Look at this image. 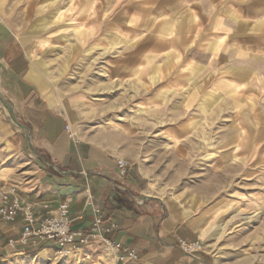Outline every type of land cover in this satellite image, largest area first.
<instances>
[{
    "label": "rangeland",
    "instance_id": "rangeland-1",
    "mask_svg": "<svg viewBox=\"0 0 264 264\" xmlns=\"http://www.w3.org/2000/svg\"><path fill=\"white\" fill-rule=\"evenodd\" d=\"M50 1L0 0L50 95L79 97L83 135L114 129L131 139L154 192L191 216L202 232V251L215 264H264V88L236 84L227 93V86L218 84L217 91L213 83L216 76L219 83L226 79L228 60L240 54L220 51L211 68L210 51L203 49L217 37L209 39L198 13L187 14L193 49L180 51L172 43L179 36L169 34L173 23L162 11L152 16L147 0L133 4L134 11L131 0H66L57 8L70 18L60 24L56 6L41 12ZM127 59L128 73L120 62ZM3 79L0 71V109L29 140ZM68 249L74 254L62 256L52 244L1 251L0 264H114L99 241Z\"/></svg>",
    "mask_w": 264,
    "mask_h": 264
},
{
    "label": "crops",
    "instance_id": "crops-1",
    "mask_svg": "<svg viewBox=\"0 0 264 264\" xmlns=\"http://www.w3.org/2000/svg\"><path fill=\"white\" fill-rule=\"evenodd\" d=\"M65 2L50 1L41 12L56 6L55 21L63 23L70 17L57 7ZM122 2L114 0L115 4ZM135 3L141 2L131 0V9L125 10L134 11ZM147 4L153 6L152 16L162 11L169 24L173 23L169 34L179 36L172 43L179 44L180 51L193 49L188 44L192 43V36L186 31L187 14L194 12V18L200 14L202 30H209V39L217 37L215 43L207 42L203 49L210 51L211 60L214 57V61L210 60L211 68L217 65L220 51L240 54L237 59L228 60L224 81L219 83L218 76L214 77V89L218 91V84L225 85L229 93L236 90V84L252 83L264 88V0H147ZM122 13L124 10L116 19ZM166 26L162 27L167 29ZM47 28L44 25L42 29ZM60 30L69 29L61 26ZM84 32L79 27L82 38ZM120 62L128 73L132 67L130 59ZM37 67V63L32 67L25 44L0 9V71L4 84L15 93L18 114L23 117L31 139L17 131L0 109V189L16 186L41 218L49 216L60 203L68 202L73 231H89L99 209L105 224L118 226L105 236L135 248L144 264H215L211 253L187 255L181 250L177 238L194 243L202 241V232L195 222L188 221V213L182 215V211L167 205L154 192L149 169L132 151L131 139L114 129L83 135L78 124L81 104L75 102L79 97H52L46 88L47 80ZM67 125L76 139L69 137ZM118 158L132 164L125 177L119 172ZM43 204H48L50 210H44ZM23 226L21 220L0 224V252L10 255L22 250L18 245L10 247L8 242L19 239Z\"/></svg>",
    "mask_w": 264,
    "mask_h": 264
},
{
    "label": "built area",
    "instance_id": "built-area-1",
    "mask_svg": "<svg viewBox=\"0 0 264 264\" xmlns=\"http://www.w3.org/2000/svg\"><path fill=\"white\" fill-rule=\"evenodd\" d=\"M66 131L70 138L76 139L70 125L66 126ZM116 163L121 176L125 177L132 164L124 158L116 159ZM42 208L50 210L48 204H43ZM95 213L96 217L89 231H73L71 207L68 202L60 203L49 216L41 218L35 207L20 196L16 186L0 189V224L3 222L14 224L21 220L24 225L19 239L10 240L9 246L37 249L41 244H52L58 248L59 254L68 256L73 252L68 249L69 246H72L73 250H80L90 243L99 241L116 264L138 261L140 257L135 248L127 247L120 241L105 236L111 234L118 227L117 224H105L101 211L97 209ZM177 241L187 255L202 251L200 241L189 243L181 238H177Z\"/></svg>",
    "mask_w": 264,
    "mask_h": 264
},
{
    "label": "bare ground",
    "instance_id": "bare-ground-1",
    "mask_svg": "<svg viewBox=\"0 0 264 264\" xmlns=\"http://www.w3.org/2000/svg\"><path fill=\"white\" fill-rule=\"evenodd\" d=\"M70 254H74V252H72V253H70ZM70 254H69V255H70Z\"/></svg>",
    "mask_w": 264,
    "mask_h": 264
},
{
    "label": "water",
    "instance_id": "water-1",
    "mask_svg": "<svg viewBox=\"0 0 264 264\" xmlns=\"http://www.w3.org/2000/svg\"><path fill=\"white\" fill-rule=\"evenodd\" d=\"M23 128H24V126H23Z\"/></svg>",
    "mask_w": 264,
    "mask_h": 264
}]
</instances>
